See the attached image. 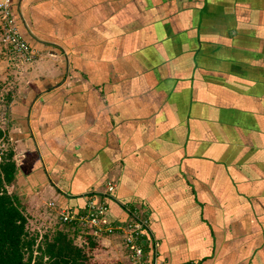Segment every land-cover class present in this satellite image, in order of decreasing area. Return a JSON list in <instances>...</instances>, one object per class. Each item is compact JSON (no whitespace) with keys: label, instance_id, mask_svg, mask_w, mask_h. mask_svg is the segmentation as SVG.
<instances>
[{"label":"crops","instance_id":"obj_1","mask_svg":"<svg viewBox=\"0 0 264 264\" xmlns=\"http://www.w3.org/2000/svg\"><path fill=\"white\" fill-rule=\"evenodd\" d=\"M12 8L35 56L13 68L0 42V129L28 222L103 196L117 222L147 213L158 264H264V0Z\"/></svg>","mask_w":264,"mask_h":264},{"label":"trees","instance_id":"obj_2","mask_svg":"<svg viewBox=\"0 0 264 264\" xmlns=\"http://www.w3.org/2000/svg\"><path fill=\"white\" fill-rule=\"evenodd\" d=\"M5 140L0 129V142ZM16 175L10 148L0 155V264H96L98 244L83 235L76 245L77 226L60 222L54 230H29L20 194L8 191L16 187Z\"/></svg>","mask_w":264,"mask_h":264},{"label":"built area","instance_id":"obj_3","mask_svg":"<svg viewBox=\"0 0 264 264\" xmlns=\"http://www.w3.org/2000/svg\"><path fill=\"white\" fill-rule=\"evenodd\" d=\"M0 42L5 48L7 56L13 68L29 67L33 61L35 52L19 35L15 15L12 8V0H0ZM8 85L0 86V104L3 95L8 91ZM0 123L2 119L0 117ZM112 185L107 184L104 194L112 192ZM53 208V203L48 204ZM58 220L64 224H73L86 231L94 238L100 236H117L125 251V264H158L156 258L157 243L151 240L149 235V216L145 211L134 209L128 214L124 222L115 221L109 213L105 199L90 196L84 205L82 213H72L57 208ZM151 241L149 249L147 243Z\"/></svg>","mask_w":264,"mask_h":264},{"label":"rangeland","instance_id":"obj_4","mask_svg":"<svg viewBox=\"0 0 264 264\" xmlns=\"http://www.w3.org/2000/svg\"><path fill=\"white\" fill-rule=\"evenodd\" d=\"M1 104H0V116H1ZM2 123H0V126L2 127ZM10 145L9 143L5 140V141H1L0 142V155H4L8 149H10ZM8 191H16L17 195L19 196L20 194V198H21V202L23 203V207H24V211H25V205H24V200H23V196H25V194H23L22 190H19L18 188H8ZM34 208V207H32ZM32 212H34V209L32 210ZM28 226H29V230H33V229H37V228H41V229H45V227L43 226H49L47 224H42V222H37V224H35L34 226V222L33 221H27ZM31 223V224H30ZM50 227V226H49ZM80 227H78L79 229ZM77 235L79 236L78 238L74 239V243L76 245H81L82 243V237H83V232L84 230H78L77 231ZM42 233V232H41ZM102 247V246H101ZM95 255V259L97 261L96 264H112V263H116L117 261H119V257H120V249L118 247V243L116 241H110L108 243V246L98 248V250L94 251L93 253Z\"/></svg>","mask_w":264,"mask_h":264}]
</instances>
